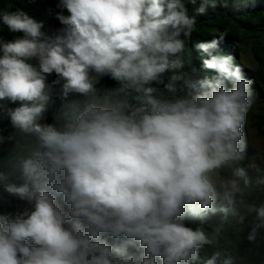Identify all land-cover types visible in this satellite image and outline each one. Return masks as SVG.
<instances>
[{
  "label": "clouds",
  "instance_id": "clouds-1",
  "mask_svg": "<svg viewBox=\"0 0 264 264\" xmlns=\"http://www.w3.org/2000/svg\"><path fill=\"white\" fill-rule=\"evenodd\" d=\"M188 3L56 0L53 33L0 9V24L22 33L0 37V122L14 130L0 128V144L19 133L30 145L15 180L0 171V264H198L215 242L210 214L237 225L252 215L249 242L264 230V203L237 210L241 183L264 185L242 163L254 80L222 52L224 35L195 44L214 75L191 67ZM104 77L118 86L102 93ZM57 87L61 109L42 122ZM220 255L204 264H232Z\"/></svg>",
  "mask_w": 264,
  "mask_h": 264
},
{
  "label": "trees",
  "instance_id": "trees-1",
  "mask_svg": "<svg viewBox=\"0 0 264 264\" xmlns=\"http://www.w3.org/2000/svg\"><path fill=\"white\" fill-rule=\"evenodd\" d=\"M189 3L186 5L188 8L189 15L196 16V26L190 38L186 40V58L190 56L191 67H194L200 70L199 74L201 76L214 75L211 71H204L201 69V58L202 53L198 52L195 48V44L200 41L211 40L215 34V30L209 26L211 21L209 15L212 14L211 8L208 7L206 15H197L195 9L199 5L194 6L195 4ZM0 9H8L10 11L23 10L29 15L44 21L45 31L53 33L57 28L61 27L59 22L55 18V13L58 11L56 7V0H0ZM227 10V9H226ZM220 12V18H226L222 9L218 10ZM230 13L229 10L226 11ZM65 14H67L65 12ZM215 15V14H214ZM212 35L210 38L208 35ZM19 36H22V33H11L7 30L5 26L0 24V37H3L4 40H13ZM225 38L220 43V46H226ZM185 71H190V68H186ZM171 73L166 72L163 74L162 79L167 83V80ZM55 79V76L49 77V82ZM98 89L103 93L106 90L113 89L118 86L117 82L111 80L110 78L104 77L100 79L99 83L96 85ZM162 92L165 91L164 84L155 85ZM59 89L58 87L55 90L53 95V100L49 103L48 111L46 113V120L42 122H52L53 116L61 109V100L58 97ZM168 93L165 92V95ZM74 99V97H73ZM18 105H9V107H16ZM0 128L3 129V135L8 136L14 130L10 127L9 121L5 118L0 122ZM17 141H19V147L17 146ZM29 143L22 139L21 135L17 133L15 135V140L6 141L3 144H0V171L9 174L11 180H15L16 174H18V165L16 163V156L23 155L26 149L29 147ZM8 181L0 182V191H2L3 183ZM15 203V201H14ZM231 218V215H229ZM227 220L221 218V214L217 213L215 215H209L205 221H203V227L209 232V234L215 237V244L211 249L205 248L200 251V261L198 264H204V261L207 260L213 252H219L220 261H223L226 258L232 260V264H264V230H262L255 240V242H249L247 240L248 230H237V231H218L217 229L222 226L224 229L228 227L226 224ZM210 222V223H209ZM188 226L195 227L201 224V221H191L187 222ZM206 224H211V227ZM219 264V262H218Z\"/></svg>",
  "mask_w": 264,
  "mask_h": 264
},
{
  "label": "rangeland",
  "instance_id": "rangeland-1",
  "mask_svg": "<svg viewBox=\"0 0 264 264\" xmlns=\"http://www.w3.org/2000/svg\"><path fill=\"white\" fill-rule=\"evenodd\" d=\"M223 3L226 6H221L219 2L215 8L209 6L212 11L209 15V26L215 30V36L224 35L227 39V47L220 46L222 52L232 55L234 62L243 68L244 75L254 80L252 88L255 96L245 125L247 151L242 163L248 167L249 175L255 180L257 176L264 175V0H223ZM196 5L200 6L199 0L194 6ZM219 9H222L226 18L217 19L220 16ZM208 37L213 36L210 34ZM251 165H256L260 171L250 167ZM228 175L221 174L223 178ZM241 189L240 202L237 205L240 213L264 203V185L244 187L241 183ZM251 220L252 215H248L244 225H237L231 215L226 221L228 227L224 229L220 226L217 230H248ZM206 225L211 227V224Z\"/></svg>",
  "mask_w": 264,
  "mask_h": 264
}]
</instances>
